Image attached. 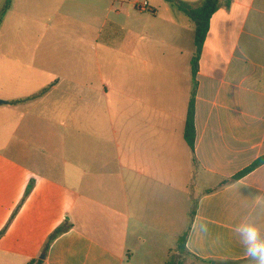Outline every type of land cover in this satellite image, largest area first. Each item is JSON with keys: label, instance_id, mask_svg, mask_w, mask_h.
<instances>
[{"label": "crops", "instance_id": "1", "mask_svg": "<svg viewBox=\"0 0 264 264\" xmlns=\"http://www.w3.org/2000/svg\"><path fill=\"white\" fill-rule=\"evenodd\" d=\"M143 1L149 17L140 0H0V264H131L179 221L196 173L186 254L249 261L233 227L264 226V164L225 179L264 155V0H220L195 77L192 19Z\"/></svg>", "mask_w": 264, "mask_h": 264}, {"label": "rangeland", "instance_id": "2", "mask_svg": "<svg viewBox=\"0 0 264 264\" xmlns=\"http://www.w3.org/2000/svg\"><path fill=\"white\" fill-rule=\"evenodd\" d=\"M130 1L132 2L134 0H130ZM138 1L139 0H135V2H138ZM140 1L142 2L143 0H140ZM148 13H150V11H147V15L149 17L150 14ZM142 19H146V16H143ZM68 46H69V43L67 42L64 47L67 48ZM122 62L123 60L120 61V64ZM59 74H60L59 71L51 70L50 71V75H51L50 81L35 82L34 86L36 87V92L38 91V94H39V92L48 90L50 84L53 83L54 79L57 77L59 78L61 76ZM129 84H130V81H129ZM132 84H133V79H132ZM132 86L133 85H131L130 87L131 90H132ZM8 90L9 88H4V95L8 94ZM130 109L133 110V108H130ZM151 115H154V114L152 113ZM131 116H132L131 120H133V115L131 114ZM68 120H71V119L69 118ZM98 125H99V130L101 133L106 134L108 132L105 124L102 125L99 123ZM152 125H153V122L149 121V126L153 127ZM151 127L148 128V131ZM85 133H89V131H85ZM74 134H75L74 131H72V134L68 133V138H71V137L73 138ZM188 181L193 182V186H191V188L189 187L188 192H187L186 184ZM203 186L204 185L201 183V180H200V175L197 173H196V176H192V179H188L187 177L185 179H183V177L180 178V188L181 190L183 189V191H180V197H179V221L170 222L171 226H169V229L171 230V232L168 235H165V237H163L165 238L163 241L161 240L149 241V240L143 239L142 244L136 245L135 247L136 252L131 259V264H165L166 259H167L166 264H181V263L202 264L198 260L188 256L186 253L181 252L179 249L178 241H179V238L182 235H184L183 233L185 232L189 224L190 212L193 209V206L196 205V199L197 197H199V193L202 191ZM171 248H175L174 253H171L168 255L169 250ZM242 264H250V261L244 262Z\"/></svg>", "mask_w": 264, "mask_h": 264}, {"label": "trees", "instance_id": "3", "mask_svg": "<svg viewBox=\"0 0 264 264\" xmlns=\"http://www.w3.org/2000/svg\"><path fill=\"white\" fill-rule=\"evenodd\" d=\"M172 5L178 10L185 13L194 22V44L195 53L191 61L192 73L195 77L197 73V65L202 50L203 43L205 41L206 35L209 29L210 18L213 13L218 9L220 0H203L199 6H192L186 2L178 0H170ZM197 82H195L194 91L188 103L187 114L185 119L184 127V140L186 141L189 148L193 151L196 139V130L194 123V113H195V94H196ZM264 164V155L257 158L253 163L244 168L243 170L236 173L234 176L225 179V183L232 182L240 179L246 174L250 173L257 167ZM186 235L184 234L179 238V249L181 252L186 253ZM184 264V263H181Z\"/></svg>", "mask_w": 264, "mask_h": 264}, {"label": "clouds", "instance_id": "4", "mask_svg": "<svg viewBox=\"0 0 264 264\" xmlns=\"http://www.w3.org/2000/svg\"><path fill=\"white\" fill-rule=\"evenodd\" d=\"M233 232L250 264H264V226L245 216L233 227Z\"/></svg>", "mask_w": 264, "mask_h": 264}, {"label": "built area", "instance_id": "5", "mask_svg": "<svg viewBox=\"0 0 264 264\" xmlns=\"http://www.w3.org/2000/svg\"><path fill=\"white\" fill-rule=\"evenodd\" d=\"M138 4V8L141 10V11H149L151 10V8L149 7V4L147 1H142L141 3H137Z\"/></svg>", "mask_w": 264, "mask_h": 264}, {"label": "water", "instance_id": "6", "mask_svg": "<svg viewBox=\"0 0 264 264\" xmlns=\"http://www.w3.org/2000/svg\"><path fill=\"white\" fill-rule=\"evenodd\" d=\"M1 102V101H0Z\"/></svg>", "mask_w": 264, "mask_h": 264}]
</instances>
